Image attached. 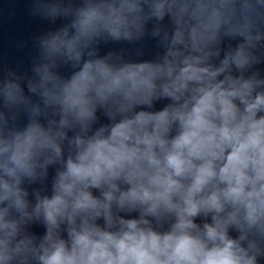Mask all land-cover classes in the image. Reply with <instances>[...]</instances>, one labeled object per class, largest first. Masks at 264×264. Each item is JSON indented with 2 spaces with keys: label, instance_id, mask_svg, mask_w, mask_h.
Segmentation results:
<instances>
[{
  "label": "clouds",
  "instance_id": "1",
  "mask_svg": "<svg viewBox=\"0 0 264 264\" xmlns=\"http://www.w3.org/2000/svg\"><path fill=\"white\" fill-rule=\"evenodd\" d=\"M31 14L70 22L36 37L32 76L0 79V264H261L264 78L246 73L264 60V0H33ZM150 21L155 60L99 55Z\"/></svg>",
  "mask_w": 264,
  "mask_h": 264
}]
</instances>
